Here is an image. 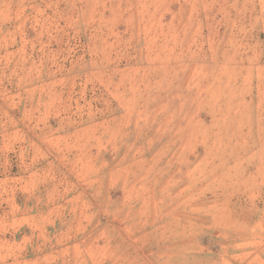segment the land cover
<instances>
[{
	"label": "rangeland",
	"instance_id": "obj_1",
	"mask_svg": "<svg viewBox=\"0 0 264 264\" xmlns=\"http://www.w3.org/2000/svg\"><path fill=\"white\" fill-rule=\"evenodd\" d=\"M0 264H264V0H0Z\"/></svg>",
	"mask_w": 264,
	"mask_h": 264
}]
</instances>
